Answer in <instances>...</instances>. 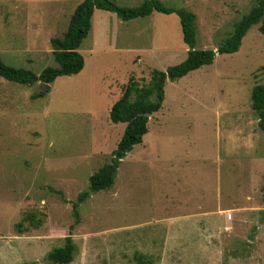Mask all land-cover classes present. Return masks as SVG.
Returning a JSON list of instances; mask_svg holds the SVG:
<instances>
[{
    "label": "rangeland",
    "instance_id": "rangeland-1",
    "mask_svg": "<svg viewBox=\"0 0 264 264\" xmlns=\"http://www.w3.org/2000/svg\"><path fill=\"white\" fill-rule=\"evenodd\" d=\"M80 1L0 0L3 62L37 74L56 66L50 39ZM160 1L195 14L194 48L212 49L214 59L166 80L141 143L110 187L78 204V218L72 202L124 128L109 119L112 103L130 79L146 83L186 56L178 17L153 11L123 21L94 9L77 74L58 76L40 97L39 82L0 77V264H58L46 255L67 236L68 264H264V133L250 105L264 35L254 24L236 52L217 53L257 0Z\"/></svg>",
    "mask_w": 264,
    "mask_h": 264
},
{
    "label": "trees",
    "instance_id": "trees-1",
    "mask_svg": "<svg viewBox=\"0 0 264 264\" xmlns=\"http://www.w3.org/2000/svg\"><path fill=\"white\" fill-rule=\"evenodd\" d=\"M94 9L114 12L123 21L148 16L153 11L163 14L174 13L179 19L182 41L187 45L188 50L185 58L177 64L170 65L165 70L153 69L146 83L139 84L130 79L122 94L112 103L109 109V119L112 123H124V128L116 141L115 148L110 152L108 162L89 176L88 188L80 191L76 201L72 202L75 218H78V204L91 194L110 187L121 159L135 144L141 143L142 137L148 131L149 116L160 109L164 100L166 80L175 81L202 65L211 64L216 53L212 49L194 48V21L196 16L186 9L164 6L160 0H143L136 7L120 6L113 0H81L70 14L66 30L62 36L50 39L51 53L56 66H46L37 74L27 68L8 65L0 58V77L20 84L39 82L44 87L34 96L40 97L48 92V84L52 83L58 76L77 74L84 65L83 56L78 48L91 27L90 19ZM254 24H258L259 32L264 35V0H257L248 12L234 22L230 34L217 46V53L230 54L236 52L242 37ZM250 105L256 115L257 125L264 133V71L262 82L251 88ZM262 175L264 178V168ZM259 214L264 215V209ZM29 219L34 221L36 216L30 214ZM263 219L264 217H261L260 222H263ZM37 221L40 222L39 219ZM17 226H21L20 222L17 223ZM74 249L75 246L71 237L67 236L65 243L50 250L46 257L54 263L68 264L73 260Z\"/></svg>",
    "mask_w": 264,
    "mask_h": 264
}]
</instances>
